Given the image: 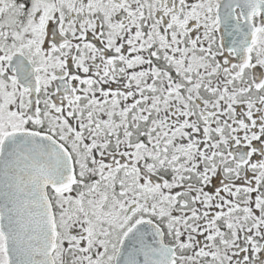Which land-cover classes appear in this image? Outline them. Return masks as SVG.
Returning <instances> with one entry per match:
<instances>
[{
	"label": "snow or ice",
	"instance_id": "snow-or-ice-1",
	"mask_svg": "<svg viewBox=\"0 0 264 264\" xmlns=\"http://www.w3.org/2000/svg\"><path fill=\"white\" fill-rule=\"evenodd\" d=\"M0 264H264V0H0Z\"/></svg>",
	"mask_w": 264,
	"mask_h": 264
}]
</instances>
